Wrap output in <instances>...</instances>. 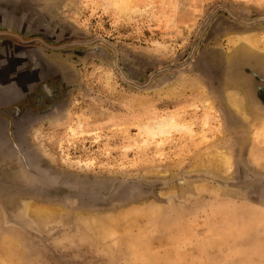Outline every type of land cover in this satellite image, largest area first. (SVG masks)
Segmentation results:
<instances>
[{"label": "rangeland", "instance_id": "374dc122", "mask_svg": "<svg viewBox=\"0 0 264 264\" xmlns=\"http://www.w3.org/2000/svg\"><path fill=\"white\" fill-rule=\"evenodd\" d=\"M15 39L52 194L0 160V264H264V0H0Z\"/></svg>", "mask_w": 264, "mask_h": 264}, {"label": "flooded vegetation", "instance_id": "af4514ba", "mask_svg": "<svg viewBox=\"0 0 264 264\" xmlns=\"http://www.w3.org/2000/svg\"><path fill=\"white\" fill-rule=\"evenodd\" d=\"M16 41L17 43H15L16 45H14V47L12 45L13 42H9L10 44L5 43V45H8V49L6 51L7 56L10 59L12 58V64L14 61L16 62V69L13 71L14 73L12 76L8 78L7 84L9 87H12L13 92L19 99L16 104L9 106L8 108H17V110H20L23 107H26V105H31V101H34V103L38 105L39 102H41V99L53 96V94L50 93L51 91L53 92V90L49 88V84L45 80L42 83L37 81L35 85H33L31 92H29V81H35V79L38 78L39 73H44V69H40L39 66H43V68H45L44 65L46 66L47 63H45V58H41L42 63L39 62L38 64V58L35 57V55L33 57L29 54V49L32 48L31 45H23L18 40ZM14 49H16V52ZM21 50L23 51L22 53ZM24 52L26 53V56L24 55ZM7 91L10 92L12 90L8 89Z\"/></svg>", "mask_w": 264, "mask_h": 264}, {"label": "water", "instance_id": "95a60500", "mask_svg": "<svg viewBox=\"0 0 264 264\" xmlns=\"http://www.w3.org/2000/svg\"><path fill=\"white\" fill-rule=\"evenodd\" d=\"M200 66L203 68L206 67L203 61L199 65L196 64V67ZM31 117V112L25 111L24 114L18 116V120L16 122L14 121V127L19 129L21 126L22 128L27 129L30 125V121L32 119ZM0 124L2 126L5 124V121L1 118ZM24 135V133H19L16 131L13 133L14 142H7L0 139V160L7 156L15 157L19 166L25 171V173L34 179L33 187L30 189H23L21 192H24L25 190L27 193L34 191L43 196L51 195L52 193H50V191L47 189L49 187L48 185L50 184L48 174L46 170L37 166L35 154L28 148V145L24 139ZM53 180L54 184H63L68 186L76 184L75 179L71 177L57 176Z\"/></svg>", "mask_w": 264, "mask_h": 264}, {"label": "crops", "instance_id": "0c3cea01", "mask_svg": "<svg viewBox=\"0 0 264 264\" xmlns=\"http://www.w3.org/2000/svg\"><path fill=\"white\" fill-rule=\"evenodd\" d=\"M5 43L7 42L0 40V118L4 121L7 120V115L5 114L6 109L9 106L16 104L19 100L13 92L12 87H9L7 84L8 78H10V76L14 73V69H12V58L10 59L7 56L6 51L8 49V45H5ZM12 45L14 47L15 43H12ZM14 63L16 62L14 61ZM8 89L12 91L8 92Z\"/></svg>", "mask_w": 264, "mask_h": 264}, {"label": "bare ground", "instance_id": "6f19581e", "mask_svg": "<svg viewBox=\"0 0 264 264\" xmlns=\"http://www.w3.org/2000/svg\"><path fill=\"white\" fill-rule=\"evenodd\" d=\"M259 41L262 42V39H260ZM256 43H257L256 41H254V40L252 41L253 45L256 44ZM171 127H172V124H171V122L169 120L166 121L164 124H160V125L157 126L158 130L161 131V132H163L164 129H168V128H171Z\"/></svg>", "mask_w": 264, "mask_h": 264}]
</instances>
